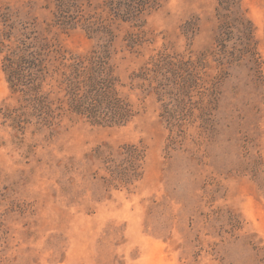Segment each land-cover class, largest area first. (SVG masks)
I'll return each mask as SVG.
<instances>
[{
  "label": "rangeland",
  "instance_id": "rangeland-1",
  "mask_svg": "<svg viewBox=\"0 0 264 264\" xmlns=\"http://www.w3.org/2000/svg\"><path fill=\"white\" fill-rule=\"evenodd\" d=\"M64 4L0 0V42L68 58L108 45L139 114L43 121L0 45V264H264V0L235 6L263 72L237 56L242 32L219 39V0L127 21L106 0Z\"/></svg>",
  "mask_w": 264,
  "mask_h": 264
},
{
  "label": "trees",
  "instance_id": "trees-1",
  "mask_svg": "<svg viewBox=\"0 0 264 264\" xmlns=\"http://www.w3.org/2000/svg\"><path fill=\"white\" fill-rule=\"evenodd\" d=\"M69 0H56L59 7ZM114 17L123 21L135 20L147 11L161 6L163 0H106ZM238 0H219V39L226 40L234 29L248 39L244 51L237 56L250 57L255 68L263 72V61L254 40L252 22L235 8ZM4 58V71L11 87L28 96L33 108L43 121L63 117L66 114L86 118L99 125H125L139 114L130 97L122 90V83L112 62L108 45L94 49L85 55L67 57L53 44L42 43L10 47ZM48 87L47 91L44 88ZM127 163L135 170L140 151L135 146L126 150Z\"/></svg>",
  "mask_w": 264,
  "mask_h": 264
}]
</instances>
